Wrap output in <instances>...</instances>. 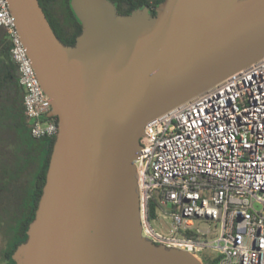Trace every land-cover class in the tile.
<instances>
[{
  "label": "water",
  "instance_id": "95a60500",
  "mask_svg": "<svg viewBox=\"0 0 264 264\" xmlns=\"http://www.w3.org/2000/svg\"><path fill=\"white\" fill-rule=\"evenodd\" d=\"M7 3L58 123L15 264H202L142 236L134 160L148 121L264 56V0H70L74 45L38 0Z\"/></svg>",
  "mask_w": 264,
  "mask_h": 264
},
{
  "label": "built area",
  "instance_id": "2783aa9c",
  "mask_svg": "<svg viewBox=\"0 0 264 264\" xmlns=\"http://www.w3.org/2000/svg\"><path fill=\"white\" fill-rule=\"evenodd\" d=\"M0 26L18 68L31 136L54 137L57 118L47 115L50 99L7 0H0ZM140 143L134 164L142 236L202 264L205 256L264 264V56L148 121Z\"/></svg>",
  "mask_w": 264,
  "mask_h": 264
},
{
  "label": "trees",
  "instance_id": "16d2710c",
  "mask_svg": "<svg viewBox=\"0 0 264 264\" xmlns=\"http://www.w3.org/2000/svg\"><path fill=\"white\" fill-rule=\"evenodd\" d=\"M57 38L64 45H74L82 25L73 12L70 0H38ZM120 14L148 7L155 15L156 6L163 0H110ZM24 91L19 84V72L11 57L10 45L0 26V112L4 119L0 127V193L12 194L8 200L13 208H27L28 217L23 225V235L13 240L10 251L27 238L26 230L35 216L56 136L35 139L30 133V123L23 105ZM25 126H28L25 129ZM33 180V182H31ZM31 182V183H30ZM29 187V189H28ZM156 201L149 203V217L155 213ZM5 209L2 208L4 214ZM9 222V221H8ZM218 258L204 257V264H216Z\"/></svg>",
  "mask_w": 264,
  "mask_h": 264
},
{
  "label": "flooded vegetation",
  "instance_id": "af4514ba",
  "mask_svg": "<svg viewBox=\"0 0 264 264\" xmlns=\"http://www.w3.org/2000/svg\"><path fill=\"white\" fill-rule=\"evenodd\" d=\"M27 211L28 210L25 205H23L22 208L18 206L16 207L15 213H13L12 216L10 215V217L8 218L9 222L7 221V225L10 232L8 235V239L5 238L6 240H3V242L5 241L7 243L8 247L0 251V264H15V260L13 259L12 254L21 242L17 243V246L14 248L13 252L10 251V247L12 246L14 239H16L17 237L20 238L21 235H23V225L25 224L28 217Z\"/></svg>",
  "mask_w": 264,
  "mask_h": 264
},
{
  "label": "rangeland",
  "instance_id": "374dc122",
  "mask_svg": "<svg viewBox=\"0 0 264 264\" xmlns=\"http://www.w3.org/2000/svg\"><path fill=\"white\" fill-rule=\"evenodd\" d=\"M3 119H4V114H3V112H0V127L2 126ZM27 128H28V126H25V129H27ZM31 182H33V180ZM28 189H29V187H28ZM12 196H13L12 194L0 193V251L4 248L8 247L7 243L5 241L3 242V240L5 238L8 239V235L10 232L8 225H7L8 224L7 221L9 220L8 218L10 217V210L13 208V206H12L13 203L11 204V202H9L8 200ZM7 205H9V206L7 207ZM6 207L9 208L10 210L7 211ZM257 207H259V205ZM2 208L5 209L4 214L2 212ZM153 225L156 228L159 227L158 222L154 221ZM216 264H221V263L217 262Z\"/></svg>",
  "mask_w": 264,
  "mask_h": 264
}]
</instances>
